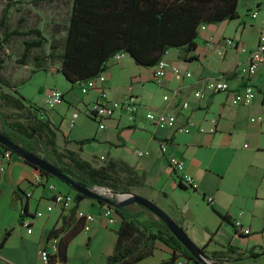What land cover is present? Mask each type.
Returning <instances> with one entry per match:
<instances>
[{
	"label": "crops",
	"instance_id": "1",
	"mask_svg": "<svg viewBox=\"0 0 264 264\" xmlns=\"http://www.w3.org/2000/svg\"><path fill=\"white\" fill-rule=\"evenodd\" d=\"M3 1L0 15L8 7V22L13 20V24H8L10 30L34 28L42 35L40 48L32 49L23 62L22 48L17 53L6 46L0 49L1 75L20 93V86L37 73L61 74L59 60L49 56V45L62 46L71 2ZM254 10L257 15L253 18ZM237 12L233 19L205 24L199 29L196 48L190 53L194 59H184L178 49L170 48L163 56L167 66L162 76L153 75L156 66L138 65L127 53L107 61L101 73L104 80L97 86L104 87L112 100L133 97L138 105L133 118L124 109L110 118H96L91 107L99 95L97 88L83 93L79 86L71 87L64 77L62 84L39 86L42 94L38 96L20 94L43 109L36 113L37 118L47 120L58 150L75 151L93 166L110 165L113 175L121 180L120 191L156 203L194 244L204 247L208 256L229 264H264V124L250 121L252 116L264 114V60L250 76L236 71L247 63L264 28V0H238ZM27 38L40 39L35 35ZM228 38L234 39L236 45L227 44ZM17 39L22 44L20 36L10 37V41ZM172 67L191 75L177 76ZM218 78L228 80V91H206L202 97L194 96L205 82ZM245 84L255 90L250 104L234 100V93ZM52 89L62 92V101L49 109L44 103ZM164 95L168 99L164 100ZM182 101L188 102V107L183 108ZM147 111L174 115L177 127L190 118V131L160 128L146 119ZM73 112L78 113L75 120ZM101 122L103 128L99 127ZM162 143L169 154L183 161L184 171L194 178L196 188L179 184L178 174L169 170L166 154L160 150ZM137 151L144 153L138 155ZM4 165L0 171V264H44L39 250L49 249V231L62 225V218L68 230L80 226L68 241L63 264H107L121 220L114 207L110 206L114 223L102 215L109 206L104 201L106 204L84 198L76 204L74 199L70 208L64 209L54 202L53 190L46 183L33 182L35 168L23 158L12 154ZM48 180L57 190L74 195L68 185L62 188L53 178ZM110 190L107 196L113 199L115 189ZM207 196L212 197L211 204L207 203ZM22 206L26 207L23 218ZM123 207L139 214L137 220H161L137 203ZM78 209L94 215L88 230L83 229L84 219L76 215ZM220 214L228 219H221ZM25 218L29 219V226L23 224ZM235 219L250 227L251 233H236ZM154 246L152 255L134 264H159L171 253L162 242L156 241ZM183 264L196 263L187 258Z\"/></svg>",
	"mask_w": 264,
	"mask_h": 264
},
{
	"label": "trees",
	"instance_id": "2",
	"mask_svg": "<svg viewBox=\"0 0 264 264\" xmlns=\"http://www.w3.org/2000/svg\"><path fill=\"white\" fill-rule=\"evenodd\" d=\"M37 1L53 0H31ZM67 1L71 5L63 44L58 48L50 43L49 56L59 60V72L73 88L103 73L107 61L116 53L129 54L136 64L143 67L156 66L170 48L178 49L184 59H194L190 53L196 48L200 26L230 20L238 15V0ZM7 9L8 7L0 16V49L8 47L13 35L20 36V57L23 62L32 49L40 48L42 35L34 28L10 30ZM31 35L40 39L28 40L27 37ZM57 50L59 52L56 53ZM4 88L8 91H4ZM42 110L39 105L24 98L0 72V132L3 135L48 160L87 188L105 186L123 190L120 178L113 175L110 165L93 166L75 151L58 150L47 120L37 118L36 113H41ZM0 147L8 149L1 144ZM23 160L35 168L30 162ZM37 170L46 177H53L41 169ZM67 185L74 192L76 204L88 198ZM98 202L106 204L101 200ZM114 209L121 220L117 229V241L113 252L107 257V264H134L153 254L156 241L171 249L170 255L159 264H175L180 258H189L199 264L162 220L141 221L137 220L139 214L131 213L125 207ZM25 210L26 207L22 206V218ZM219 216L221 219H228L225 215ZM61 221L62 225L52 228L48 234V239H58L56 252L50 255L48 264H53L56 260L61 264L65 262L68 241L80 228L74 225L68 230L64 226L65 218Z\"/></svg>",
	"mask_w": 264,
	"mask_h": 264
},
{
	"label": "built area",
	"instance_id": "3",
	"mask_svg": "<svg viewBox=\"0 0 264 264\" xmlns=\"http://www.w3.org/2000/svg\"><path fill=\"white\" fill-rule=\"evenodd\" d=\"M256 15H257V10H254L251 13V16L254 18ZM203 28H204V25H201L199 29H203ZM226 43L232 46L236 45L235 40L231 38L226 39ZM121 54L122 53H116L114 57L119 58ZM263 60H264V28L259 33L257 45L255 49L250 52L247 63L239 66L236 69V71L238 74L250 76L256 72L258 66ZM166 66H167V63L162 58L159 61V63L156 65V69L153 75L156 77L164 75L166 71ZM172 71L177 76H179L180 74L187 76V77L191 75L190 72L181 73L177 67H172ZM103 80H104V77L102 76V74H99L96 77L89 78L88 80H86L79 86L81 92L83 93H86L90 89H95V88H97L99 92L97 100L94 102V104L91 107V112L93 113V115L96 118L103 120L104 118L112 117L117 110L124 109L126 113L129 115V117L133 118V115L138 110V105L136 104L133 97H129L128 99H125V100L109 99L107 97L105 88L102 86H99V87L97 86L98 83H102ZM229 88H230V85L226 78L213 79V80L205 82V85L202 89L194 91V96L202 97L205 95L206 91H228ZM254 95H255V90L253 89V87L249 84H245L240 90H237L234 93V100L236 102H241L243 104H250L254 99ZM163 99L164 100L168 99V95H164ZM61 101H62V92L59 89H52L47 94V98L45 100L44 105L46 108L50 109L60 104ZM181 106L183 108L188 107V102L182 101ZM77 116H78V113L73 112L72 114L73 120H75ZM145 117L147 120H149L150 122H152L153 124H155L156 126L160 128H176L177 127L175 124V116L172 114H168L166 112L154 113L152 111H147L145 113ZM250 121L252 122L257 121V122L264 124V114L252 116L250 118ZM191 125H192L191 119L188 118L186 124L177 127V130L183 131V132H189ZM99 127L103 128L104 123L101 122L99 124ZM160 150L162 153L166 154L169 170H171V172H174L175 174H178L177 177L179 179V183L191 189L196 188L197 184L194 181V178L184 171L183 161L177 156H175L174 154H169L167 152L165 143H162L160 145ZM143 153H144L143 151H137L138 155H141ZM11 156H12V151L10 149H5V148L0 147V171L4 170L5 168L4 163L5 161L9 160ZM33 182L35 184L46 183L48 187L51 190H53L54 202L56 204H59L62 208L64 209L70 208V206L73 204V201H74L73 194L61 192L57 190L54 183L50 182L48 180V177H46L43 173H41L37 169L35 170L33 174ZM206 201L207 203L211 204L212 197L207 196ZM37 214L40 215L41 213L37 212ZM76 215L78 218L84 219L83 229L88 230L90 222L94 220V215L87 213L81 209H78L76 211ZM102 215L107 218L109 223L115 222L114 218L112 217V209L110 207L108 208L105 207L102 211ZM261 219H262V230L264 231V212L261 214ZM23 224L25 226H29L30 224L29 219L25 218L23 220ZM233 224H234L236 233H241V234H246V235L251 233L250 227L244 226L240 219H235ZM57 241L58 239L56 237L50 238L48 240L50 250L46 248H41L39 250L40 258L44 264H48L50 255L56 252ZM184 260H185L184 258H180L175 262V264H183ZM53 264H61V263L58 260H56ZM219 264H227V263L225 261L224 262L220 261Z\"/></svg>",
	"mask_w": 264,
	"mask_h": 264
},
{
	"label": "water",
	"instance_id": "4",
	"mask_svg": "<svg viewBox=\"0 0 264 264\" xmlns=\"http://www.w3.org/2000/svg\"><path fill=\"white\" fill-rule=\"evenodd\" d=\"M0 144L10 149L15 154L19 155L21 158L25 159L26 161L30 162L35 166L36 169H41L48 173L49 175L61 179L67 184H69L75 191L83 194L88 198H93L96 200H101L106 202L109 206L114 208H120L126 206L130 203H137L142 207L150 210L151 212L155 213L166 225L167 229L183 244V246L189 251L191 257L196 260L199 264H219V260H214L213 257L208 256L205 251L194 244V242L189 238L187 233L183 230V228L174 221L164 210H162L156 203L153 201L134 194H126L115 192L117 195V199H111L109 196L102 193L95 188H87L80 183L76 182L75 180L71 179L69 176L64 174L60 169L54 166L51 162L44 159L43 157L32 153L26 149H24L19 144L15 143L14 141L10 140L8 137L3 135L0 132ZM229 264V262H227Z\"/></svg>",
	"mask_w": 264,
	"mask_h": 264
},
{
	"label": "rangeland",
	"instance_id": "5",
	"mask_svg": "<svg viewBox=\"0 0 264 264\" xmlns=\"http://www.w3.org/2000/svg\"><path fill=\"white\" fill-rule=\"evenodd\" d=\"M21 1L25 2V0H21ZM4 3L5 2L3 0H0V12H1L2 7L4 6ZM51 8H52V6H51ZM9 23L13 24V20L10 19L8 24ZM8 48L11 51H14L17 53L22 48L21 41H19V39L11 41L10 44L8 45ZM62 80H63L62 74L57 75V74L48 73V75H45L44 72H40V73H37L30 82L24 84L23 86H20L19 91H20V93L25 94L27 97L32 98L34 96H38V95L42 94L38 91L39 86L49 87V86H54L55 83L62 84ZM51 178H53V180L56 181L62 188H68L66 182L60 181V180L56 179L55 177H51ZM120 186H122V185L120 184ZM95 189L102 191V193H104L106 195L111 194L108 191L110 188L105 187V186H101V187L97 186V187H95ZM112 191H115V192L117 191V192H120L122 194L123 193H126V194L130 193V192H123L120 190H112ZM112 198L114 200L117 199L116 193H113Z\"/></svg>",
	"mask_w": 264,
	"mask_h": 264
}]
</instances>
